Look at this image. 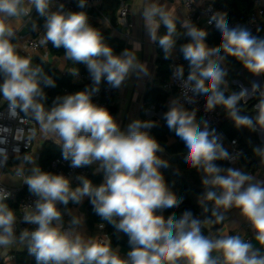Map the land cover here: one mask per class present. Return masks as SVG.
<instances>
[{
    "label": "clouds",
    "instance_id": "clouds-1",
    "mask_svg": "<svg viewBox=\"0 0 264 264\" xmlns=\"http://www.w3.org/2000/svg\"><path fill=\"white\" fill-rule=\"evenodd\" d=\"M30 3L43 19V42L51 43L56 49L63 48L65 58L83 64L92 86L57 96L46 107L45 89L55 87V80L39 66L34 67L30 59L20 56L12 43L15 31L11 20L28 15L29 11L23 7L24 0H0V96L7 102L11 118L23 113L39 124L42 133L57 138L62 158L70 162L71 168L96 165L95 171L103 173L98 185L78 175L79 183L73 187L71 178L42 170L32 156L23 157L33 165L24 184L35 200L34 209L23 215L22 222L35 227L23 228L18 239L26 245L36 264H177L180 259L184 264H264V253L239 235L212 239L201 230L202 224L223 221L219 209L235 207L250 223L255 240L264 247V181H255L252 175L238 168L218 165L217 160H232L229 152L218 142V137H210L209 131L201 129L195 121V112L172 100L163 119L183 142L187 166L202 174L204 192L198 196L197 203L202 211L210 210L211 216L201 220L191 210H185L179 217L175 212L165 216L164 211L178 208L183 197L178 198L170 189L161 171L169 166L158 155L164 149L146 131L155 124L137 119L122 129L115 116L92 99L102 81L112 89H120L130 73L145 71L135 51L125 49L114 53L100 31L89 23L84 11L65 10L63 4L52 11L51 0H30ZM77 7H88L87 0H77ZM141 15L150 40L158 44L168 59L176 44L173 39L176 22L156 4L145 7ZM210 22H214L221 35L219 46L214 48L207 46L205 30L190 21L181 25L189 38L180 47L189 64L186 83L192 85L194 94L206 97L207 110L222 106L237 126L253 131L257 126L264 128V98L255 106V118L241 115L237 105L247 90L226 96L220 89L226 73L210 59L223 51L235 57L249 73L262 75L264 39L246 28L229 27L219 13ZM160 23L166 32L157 37ZM73 75H79V70ZM174 76L182 79L183 68L178 67ZM253 87L258 89L260 85ZM253 151L264 160V147L257 146ZM4 152L0 149V156ZM18 174L22 175V170ZM10 195L0 191V247L17 242V216L4 203ZM85 198L102 221L128 237L129 251L125 257L110 245L86 241L79 233L62 230L65 212L57 205H63L66 210L70 202L80 205ZM79 223V218L71 217V225ZM99 226L103 228L104 224ZM213 253H219L222 260Z\"/></svg>",
    "mask_w": 264,
    "mask_h": 264
},
{
    "label": "trees",
    "instance_id": "trees-1",
    "mask_svg": "<svg viewBox=\"0 0 264 264\" xmlns=\"http://www.w3.org/2000/svg\"><path fill=\"white\" fill-rule=\"evenodd\" d=\"M214 5L222 10L225 15V19L228 22H239L244 23L248 19V17L252 14L255 10V5L253 0H212ZM112 13L106 14L102 13L104 17H108L109 21L111 22L112 26H116V11H117V2L116 0H112ZM96 18H101L99 15H96ZM89 18V23L96 27L98 31H100L101 35L104 38L106 44L111 46L114 50V53L119 54L123 50L126 49V42L123 39L114 37L110 30H106L102 27V25L98 22L97 19ZM41 17L36 13L35 19L31 28L34 29L38 23L40 22ZM35 25V27H33ZM247 29V28H246ZM207 33L206 36V43L210 48H214L219 46L221 35L215 31L213 28H205L204 29ZM249 30V29H248ZM254 36L264 39V25H255L251 27L249 30ZM166 32V28L163 26L158 34L159 36L164 35ZM173 39L176 41L174 49L177 51L178 56V65L179 67L183 68V75L187 76L189 73V64L186 61L182 53L180 51V47L189 42V38L186 35V32L181 29L178 24L176 23V32L174 33ZM157 45L159 59H158V76L161 78V83H163L169 76L170 69L169 63L170 60L164 58V53L162 49ZM50 55L53 56H65L64 49L59 48L56 49L52 47L51 43H47L44 46ZM221 59L223 64L218 61L214 56L211 57L212 61L225 71L226 75L224 78V82L221 84L220 89L225 93V95H230L232 93H239L241 92L240 88L237 86H233L232 82L237 79L238 73L237 70L242 68V64L233 56L227 55L223 51L220 53ZM81 66V64H78ZM39 66L43 73L47 76L51 77L55 80L56 86L53 88H46L45 92L47 94V101L46 104L48 107L52 105L53 100L57 96H63L64 90L69 89H77V90H84L86 87L74 85L72 84L71 74L69 72L63 73L58 70L56 67L52 66L47 61H42L40 58H35L34 60V67ZM263 81H264V74H262ZM207 83V81L205 82ZM116 90L114 89V96L116 95ZM206 99V97L204 96ZM112 98V103H113ZM168 99V95L163 92L160 87L158 86H149L146 92V102L148 104L155 105L156 107H160L161 105L166 104ZM260 95L257 94L252 100L244 103L242 98L238 103L237 107L240 110L241 115H249L255 118L256 109L255 106L260 101ZM215 109L220 111L222 114L223 119L229 117L227 112L222 106H217ZM110 112L115 116L116 109L113 106H110ZM198 118V117H197ZM199 120V119H198ZM215 130V129H214ZM217 130V129H216ZM227 140H237L239 148L241 150V156L239 158V163L244 166L248 171L255 173L260 169V161L261 157L254 153L253 149L257 146L264 147V144L258 141V138L254 134V131L237 126L233 119L225 122L220 127L219 131ZM151 136L156 138V140L160 143L163 149L170 155L173 159H176L175 163L172 161H167L168 168H162L161 171L165 176V180L170 187V189L177 195V197H183V202L180 204L178 208H171L164 211V215L168 216L173 212L176 213L177 217L180 216L185 210H191L194 216L198 217L201 220H204L206 216H211V211H202L200 205H195L193 202L194 196H200L204 192V188L195 175V169H191L185 163V156L187 155V150L183 142L174 134V132L170 131L166 125L156 126L151 131ZM173 140V142H171ZM62 157L61 148L53 142H48L45 144L44 148L41 152L40 157V167L44 171H48L52 173V170L49 168L50 162L55 159ZM216 163L223 167H228L230 164L225 161L224 159L217 160ZM14 163L10 166L13 167ZM178 167L180 173H177L174 170V166ZM25 174L30 175L26 167L23 169ZM186 178H190L191 182H188ZM94 184H100L103 180L102 174H93L89 178ZM30 193L28 191V187L24 186L21 189L19 197L23 196L24 194ZM9 205L10 208L16 209L17 204L10 201L5 202ZM72 206L70 202L68 208ZM67 208V209H68ZM212 207H209L211 209ZM66 209V210H67ZM64 206L62 207L61 211L65 212ZM212 220L215 221V217H212ZM105 225V233L109 235V244L111 248L121 247L127 251H129V244H128V237L122 232H116V230L108 224L106 221H102L99 216H97L92 208V206L88 210V224L90 227H93L95 224ZM223 225V221L219 223H206L201 225V230L204 235H207V227H213L212 231L216 232L221 226ZM213 232V233H214ZM18 264H36L35 258L30 256L28 253H17L15 255ZM184 264V261L183 263Z\"/></svg>",
    "mask_w": 264,
    "mask_h": 264
},
{
    "label": "built area",
    "instance_id": "built-area-1",
    "mask_svg": "<svg viewBox=\"0 0 264 264\" xmlns=\"http://www.w3.org/2000/svg\"><path fill=\"white\" fill-rule=\"evenodd\" d=\"M106 0H87L88 7L80 9L77 7V0H51L50 10L56 11L60 4H63L65 10L71 11H84L88 14V18L95 19L96 15H102V6ZM183 7L187 11L185 21H190L192 24L202 28H213L219 34L220 32L215 27L214 22H210L211 17L219 13L224 15L222 10L217 8L212 0H180ZM117 2V11H116V26L119 27L123 32L126 33V37H129L130 31L133 27L130 14L131 6L129 0H116ZM255 10L248 17L246 22H228L229 27L236 28H247L251 30L252 26L255 25H264V0H254ZM23 7L29 11L28 15H21L15 19H20L23 21L21 27H13L15 31V37L12 40L17 53L22 57L36 56L42 52L45 48L46 43L43 42L45 36V29L42 27L43 19L41 18L38 25L32 29L31 25L34 22L36 11L34 6L30 3V0H24ZM23 29H26L25 34L22 33ZM49 55L48 50L46 49L45 58ZM169 69L170 73L168 78L162 83V90L168 95L166 104H169L172 100L178 101L185 109L190 112H195V115L199 119V124L203 130H214L217 129L223 120L222 114L217 109L207 110L206 109V99L203 95L194 94L191 91L192 85L186 83L187 76L183 75V78H177L174 76L178 65V56L177 53H170L169 56ZM44 61V60H43ZM79 75H73L77 70L70 73L72 84L79 85L83 87H91L92 81L89 77L86 67L81 64L78 68ZM122 87V86H121ZM116 92L119 89H115ZM77 89L64 90V95L75 93ZM259 91V90H258ZM264 93V88L258 94L260 98H264L261 94ZM114 96V89H112L106 82H101L99 85V91L95 93L92 97L93 102L99 106L106 107L108 110L112 106V98ZM260 99V100H261ZM256 109V107H255ZM110 111V110H109ZM35 129V135H32V130ZM40 132V127L38 123L30 118L24 117L23 113H20L17 118H11L9 116L8 104L5 103L0 107V149H4V155L0 156V191L6 193H11L10 197L4 201L5 202H14L17 204L15 213L17 216L16 224V235L17 242H19V233L23 228L32 229L35 226L25 224L22 222V217L26 212H30L34 209L33 201L35 197L31 193L24 194L19 197L22 188L10 186L8 183L4 182L3 177L8 175L12 167L10 166L15 162L16 159H23L25 155L33 157V149L36 141V137ZM258 136H263L264 138V128L259 126L256 127L254 131ZM31 137V139H30ZM264 144V139H261ZM232 157V160H225L229 164H236L239 162L241 156V150L239 148L237 140H229V149L227 150ZM25 162V161H24ZM27 163V162H25ZM30 164V163H29ZM70 162L64 160L62 157L55 158L50 162L49 168L52 170V173L55 174H64L65 176L71 178L73 187H75L79 181L76 179L78 175H84L90 178L93 175L92 168L90 166L82 168H71ZM25 167H13V176L24 182L26 175L24 172ZM18 170H22L23 174H18ZM103 175V173H102ZM76 204L72 203V206ZM244 217V216H243ZM245 219L246 229L254 234V231L250 223ZM100 224H97L99 230L103 231L104 235L98 240L104 244L109 243V235L105 233L104 227H100ZM249 241V240H247ZM264 248V247H263ZM222 260V257H218ZM183 261V259H180Z\"/></svg>",
    "mask_w": 264,
    "mask_h": 264
},
{
    "label": "crops",
    "instance_id": "crops-1",
    "mask_svg": "<svg viewBox=\"0 0 264 264\" xmlns=\"http://www.w3.org/2000/svg\"><path fill=\"white\" fill-rule=\"evenodd\" d=\"M254 1V0H253ZM131 6V14L130 20L133 25L129 37H126V33L123 32L119 27L112 26L108 17H105V20L109 24L108 30H110L114 37L123 39L126 42V49L133 50L136 53V57L138 62L144 67L145 71L141 72L136 70L130 73L129 78L126 79L122 87L117 91L112 106L116 109L115 118L121 125V128L124 129L127 125L133 120H141V121H151L156 126L166 125V122L163 119V114L169 107V104L161 105L160 107H156L155 105L148 104L145 100L146 92L149 86H159L161 88V78L158 76V49L155 42L151 41L148 34V28L146 27L145 21L142 18V11L145 7L156 4L159 7H162L172 18L178 26L186 32V29L181 25L185 22V18L187 15L186 9L183 7L180 0H129ZM112 0H106L102 6V13L110 14L112 13ZM159 17H157V21ZM23 23L20 19L13 18L11 20L12 27H21ZM163 27V24L160 23L159 28L157 30V37L160 29ZM155 29V25H153ZM26 29H23L22 33L25 34ZM47 44V43H46ZM138 46V47H136ZM208 46V45H207ZM209 47V46H208ZM210 48V47H209ZM44 54L40 53L36 56L26 57L31 60L32 65L34 66L35 58H40L42 61L49 62L52 66L56 67L63 73L69 72L72 73L79 68V65L74 61L65 58V56H53L48 55L45 58L46 48H44ZM173 53H177L176 49L173 48L171 51ZM218 61H222L220 54L214 56ZM235 81V80H234ZM163 91V90H162ZM164 92V91H163ZM6 101L3 100L2 96H0V107L3 106ZM245 103V102H244ZM47 107V104H46ZM195 121L199 124V120L195 115ZM39 125V124H38ZM201 127V126H200ZM154 128V127H153ZM153 128L146 130L151 131ZM203 130V128L201 127ZM210 137H218V141H221L220 144L226 150L229 149V140H227L222 134H220L216 129L209 130ZM256 137L260 140L264 139L263 136H258L257 133L254 132ZM57 138L50 134H44L41 131L36 137L34 149H33V158L36 159V163L40 166V157L42 149L45 144L48 142H53L56 145ZM225 141V143H223ZM173 142V140H171ZM59 146V145H58ZM60 147V146H59ZM163 160L172 161V157L167 154L165 150L159 153ZM261 167L260 169L252 173L248 171L244 166H242L239 162L236 164H230L228 167H235L240 169L241 171L248 173L254 177L255 181H264V162L261 158ZM26 167V169L31 172L32 164L25 163L22 159H16L13 167ZM13 167L10 170L9 174L13 177ZM92 168L93 174H102L95 171L96 165L90 166ZM174 170L177 173H180L178 167L175 165ZM26 177L29 176L28 172L25 174ZM195 175L201 182V173L195 171ZM188 182H191L190 178H186ZM7 183V182H6ZM9 184V183H8ZM10 185V184H9ZM11 186V185H10ZM27 186L22 182V185L18 188H23ZM14 187V186H13ZM198 196L193 197V202L195 205H199L197 203ZM58 208L62 209L63 205L58 204ZM91 207L89 200L87 198L84 199L83 203L80 205L71 206L65 211V215L63 217V225L62 230H66L72 233H79L81 237L88 241L91 240L93 242H98V240L104 235L103 231L99 230L97 224L93 227H90L88 224V210ZM208 207H212L209 204ZM219 211L223 214V225L216 232L212 231L213 227H207V235L209 238L216 239L219 237L227 236V235H239L243 240H249L254 248L260 249L262 253H264V248L255 240L254 234H251L245 227V219L240 214L239 209L233 207L231 209H219ZM71 217L79 218L80 223L77 225H71L70 219ZM214 232V233H213ZM109 244V243H108ZM107 244V245H108ZM116 251L121 257H125L127 254V250L116 247L112 248ZM27 253L26 245L20 242H16L8 247H0V264H18L15 258L17 253ZM217 258L220 257L219 253H213ZM182 260H178L177 264H182Z\"/></svg>",
    "mask_w": 264,
    "mask_h": 264
},
{
    "label": "rangeland",
    "instance_id": "rangeland-1",
    "mask_svg": "<svg viewBox=\"0 0 264 264\" xmlns=\"http://www.w3.org/2000/svg\"><path fill=\"white\" fill-rule=\"evenodd\" d=\"M96 19L98 20V22L102 25V27L104 29L107 30L109 28V24L104 18L101 17V18H96ZM44 52L45 51L43 49L41 53L44 54ZM220 62L223 64L222 61H220ZM237 73H238V77L235 80L239 83L235 84L233 81L232 84H233V86H237L238 88H240V90H242V89L247 90V88H251L254 84H259L258 76H254L253 74L249 73L243 66L241 69L237 70ZM263 88H264V83H263V86H260L257 90H259V92H261ZM245 96L242 97L243 102H245ZM258 141L260 142L259 139H258ZM218 142L220 143L221 141H218ZM223 143H225V141ZM263 162H264V160H263ZM3 180H4V182H7L11 186H14V187L21 186L22 182H23L22 180L18 179L17 177H15V176L11 177L10 175H5L3 177Z\"/></svg>",
    "mask_w": 264,
    "mask_h": 264
},
{
    "label": "water",
    "instance_id": "water-1",
    "mask_svg": "<svg viewBox=\"0 0 264 264\" xmlns=\"http://www.w3.org/2000/svg\"><path fill=\"white\" fill-rule=\"evenodd\" d=\"M259 79V85L263 86V77L262 75L258 76ZM235 84H238L239 82H237L236 80L234 81ZM247 95L245 96V103H247L248 101L252 100L254 97H256V95L259 93V91L257 89H255L253 86L251 88H247ZM231 120L230 117L224 118L222 120V122L220 123L219 127L217 128V131H219L220 127L222 126L223 123L227 122ZM176 159H172V163H175Z\"/></svg>",
    "mask_w": 264,
    "mask_h": 264
},
{
    "label": "bare ground",
    "instance_id": "bare-ground-1",
    "mask_svg": "<svg viewBox=\"0 0 264 264\" xmlns=\"http://www.w3.org/2000/svg\"><path fill=\"white\" fill-rule=\"evenodd\" d=\"M222 122V121H221Z\"/></svg>",
    "mask_w": 264,
    "mask_h": 264
}]
</instances>
